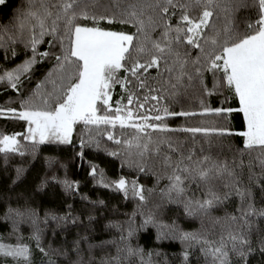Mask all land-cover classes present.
I'll return each mask as SVG.
<instances>
[{
	"label": "trees",
	"instance_id": "obj_1",
	"mask_svg": "<svg viewBox=\"0 0 264 264\" xmlns=\"http://www.w3.org/2000/svg\"><path fill=\"white\" fill-rule=\"evenodd\" d=\"M30 7L38 8L37 0H6L0 5V36L3 37L0 41V75L32 59L27 29L21 34L17 27L21 15ZM179 14L177 12V16ZM245 18L256 19V9L237 14L241 29ZM172 23H177L175 17ZM100 26L135 31L129 25L101 22ZM160 31L157 29L153 38L159 37ZM51 40L46 36L44 43L37 46L38 53L48 51L50 56L37 55L38 62L21 76L19 91L7 82L0 83V109L23 110L22 102L45 81L56 64L54 56L61 54L60 45L53 41L54 46H50ZM197 54V50H191L192 57ZM140 59L144 61L148 56ZM221 75L205 73L204 83L211 89ZM117 76L127 77L131 83L126 85L127 90L120 84L113 86L109 101L112 111L126 105L130 94L134 93L140 102L150 95L147 87L139 88V81L130 73L121 70ZM141 79L148 87L161 89V95H167L165 77L157 69H149ZM164 104L170 111L198 113L188 117H166L165 122L171 129L225 128L233 134L220 136L149 129L153 140L168 138L184 155L191 151L194 160L209 156L212 161H226L234 176L225 174L208 182L198 178L185 179L184 194L177 196L169 191L173 168L163 163V154L171 155L174 162L178 155L164 147L160 155L141 158L135 149L130 150L123 143L125 139L133 138L131 128L100 126L111 130L122 141L116 144L107 139L106 131L98 134L95 126L90 125L88 127L93 131L89 134L82 123H77L70 144L51 141L38 144L25 139L29 127L27 121L11 114L0 115V136L16 135L20 151L24 153L0 152V243L27 245L31 250V264H103L104 261L112 262L114 257L119 258L120 264H143L149 260L151 264H213V257L208 252L210 247L219 246L223 238L230 249L229 235H244L251 241L250 245L243 246L246 255L242 258L238 252H230V264H264V216L259 215L264 211V168L260 164L264 154L259 150L238 151L243 149L244 138L235 133L246 130L242 113L199 114L203 106L238 109V98L227 87L207 95L194 82V86L159 104L149 100L139 112L152 117L155 112L148 109ZM98 107L97 115H104V108ZM128 107L134 113L137 111L135 103ZM112 111L107 114L111 115ZM81 139L85 141L83 147ZM112 152L118 154L111 155ZM92 166L103 172L104 181L110 185L120 178L143 185L146 200H139L131 192L125 196L112 186L105 187L91 174ZM208 199L214 200L213 206L207 211L198 210L196 202ZM252 210L256 214L248 215ZM149 217L152 223L143 226ZM130 228L134 234L121 240ZM186 233L197 239H183ZM128 246L142 249L143 262L140 255H128ZM0 264H26V261L0 256Z\"/></svg>",
	"mask_w": 264,
	"mask_h": 264
},
{
	"label": "snow or ice",
	"instance_id": "obj_2",
	"mask_svg": "<svg viewBox=\"0 0 264 264\" xmlns=\"http://www.w3.org/2000/svg\"><path fill=\"white\" fill-rule=\"evenodd\" d=\"M39 7L31 8L21 15L17 27L21 34L27 29L28 45L33 52L32 59L13 71L0 75V83L7 82L11 88L18 89L21 76L31 70L37 63V55L48 58V51L37 52V46L44 43L46 36L61 47V54L54 56L56 64L45 81L37 85V90L22 102L21 111L16 109H0V115L11 114L12 117L28 122L25 139L33 143L59 142L70 144L74 126L82 123L90 134L95 126L98 134L107 133V139L121 144L111 130L101 129V125L115 129L134 130L132 139L123 143L128 149H135L141 158L146 155H160L162 148L176 153L174 162L168 153L163 154V163L173 168L170 192L182 196L185 191V179H199L204 182L224 176L232 177L234 171L228 163L212 161L211 157L203 156L193 159L180 152L168 138L153 140V132L186 131L195 133H215L220 136L233 133L225 128H182L171 129L165 122L169 116H195L191 111H170L167 104L148 111L155 112L149 117L142 114L149 100H167L176 97L182 91L199 84L207 95L214 94L222 87L229 88L238 98V109L209 108L203 106L200 115H221L237 111L243 114L246 130L235 133L244 138L243 149L238 151L251 152L259 150L264 154V0H37ZM6 0H0V5ZM256 9V19L245 18L244 28L237 21V14L242 10ZM179 12V16H177ZM177 23H172V18ZM89 22V23H83ZM101 22L109 25H129L134 32L117 31L101 27ZM160 29V35L153 38V33ZM11 39V37H10ZM3 37L0 36V41ZM183 50L182 49H185ZM197 50L195 57L191 50ZM148 56L141 61L140 57ZM157 69L165 77L167 95H161V89L148 87L141 77L149 69ZM121 70L130 73L139 81V88H148L150 95L140 102L135 94H130L127 104L116 107L112 111L111 91L115 84L126 88L131 81L118 78ZM205 73L222 75L214 81L211 89L204 83ZM51 85L49 88L48 86ZM127 90V88H126ZM151 93H156L152 95ZM136 104L134 113L129 105ZM101 106L104 115H97ZM112 111V114H107ZM153 122H149V121ZM139 121V122H138ZM123 134V133H122ZM146 139L147 142H144ZM85 141L81 139V146ZM21 145L16 135L0 136V152H20ZM111 155L118 153L112 152ZM81 155L83 153L81 152ZM187 161V163H186ZM242 163V161H241ZM264 168V158L260 159ZM143 170V169H141ZM91 174L98 177L105 187L112 186L122 191L125 196L132 193L139 200L145 201L143 185L124 178L111 182L104 181V174L92 166ZM68 187L72 185L67 184ZM244 195L243 193H239ZM218 199V198H216ZM214 200L196 202L198 210L207 211L213 206ZM252 210L248 215H255ZM264 216V211L259 212ZM152 223L151 217L144 221L143 226ZM130 228L121 240L133 235ZM37 240L39 236L36 237ZM183 239H197L184 234ZM231 248L223 242L219 246L210 247L208 252L213 257V264H230L229 256L237 253L243 258L244 247L251 241L244 235H229ZM112 243H115L114 241ZM207 243V241H204ZM43 252L44 250L41 249ZM127 253L140 255L143 262L142 249L127 247ZM0 256L11 257L15 261L25 260L31 264V250L27 245L9 246L0 243ZM187 259V254H185ZM103 264H120L119 258ZM151 264V261L143 262Z\"/></svg>",
	"mask_w": 264,
	"mask_h": 264
},
{
	"label": "rangeland",
	"instance_id": "obj_3",
	"mask_svg": "<svg viewBox=\"0 0 264 264\" xmlns=\"http://www.w3.org/2000/svg\"><path fill=\"white\" fill-rule=\"evenodd\" d=\"M73 133V132H72ZM72 136V135H71Z\"/></svg>",
	"mask_w": 264,
	"mask_h": 264
}]
</instances>
